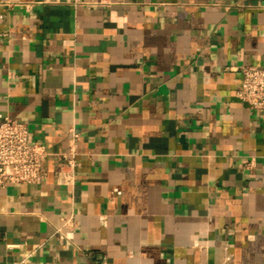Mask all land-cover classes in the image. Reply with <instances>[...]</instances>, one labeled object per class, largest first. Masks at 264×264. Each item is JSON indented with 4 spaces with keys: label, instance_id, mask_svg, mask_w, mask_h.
I'll return each mask as SVG.
<instances>
[{
    "label": "crops",
    "instance_id": "0c3cea01",
    "mask_svg": "<svg viewBox=\"0 0 264 264\" xmlns=\"http://www.w3.org/2000/svg\"><path fill=\"white\" fill-rule=\"evenodd\" d=\"M243 64L264 0H0V121L49 151L41 183L0 187V264H264Z\"/></svg>",
    "mask_w": 264,
    "mask_h": 264
},
{
    "label": "built area",
    "instance_id": "2783aa9c",
    "mask_svg": "<svg viewBox=\"0 0 264 264\" xmlns=\"http://www.w3.org/2000/svg\"><path fill=\"white\" fill-rule=\"evenodd\" d=\"M240 69L242 86L238 95L258 112H263L264 65L243 64ZM78 135L73 132L70 154L65 157L66 161L59 172L62 181L73 182ZM48 156L49 151L42 142L31 140L30 128L25 121L10 116L0 121V187L12 183H41L47 176Z\"/></svg>",
    "mask_w": 264,
    "mask_h": 264
}]
</instances>
